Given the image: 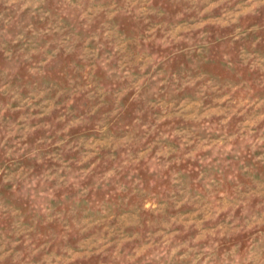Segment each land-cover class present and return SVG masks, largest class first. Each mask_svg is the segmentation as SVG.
I'll return each instance as SVG.
<instances>
[{
    "label": "rangeland",
    "instance_id": "374dc122",
    "mask_svg": "<svg viewBox=\"0 0 264 264\" xmlns=\"http://www.w3.org/2000/svg\"><path fill=\"white\" fill-rule=\"evenodd\" d=\"M33 2L0 3V140L16 150H0V247L10 253L0 264H121L117 251L190 247L195 235L179 237L199 235L209 215L264 218V146L239 155L222 147L264 130V7L237 32L195 29L221 9L198 17L191 0ZM180 26L192 31L174 42L168 32ZM205 141L189 158L186 147ZM141 151L166 152L169 167L123 163ZM21 172L34 190L3 183ZM257 229L264 223L248 231ZM186 251L165 264H192L191 254L180 259ZM149 253L136 264H158Z\"/></svg>",
    "mask_w": 264,
    "mask_h": 264
},
{
    "label": "clouds",
    "instance_id": "9594fccd",
    "mask_svg": "<svg viewBox=\"0 0 264 264\" xmlns=\"http://www.w3.org/2000/svg\"><path fill=\"white\" fill-rule=\"evenodd\" d=\"M36 3L41 2V0H35ZM70 2V0H69ZM0 3H5L6 7L11 8L13 5L24 8L30 5L34 6L33 0H0ZM131 3V0H129ZM192 6L197 10L198 17H204L206 13H211L213 9H221V13L218 19H197L193 21V26L195 29H202L206 25L216 24V25H236V31H240L241 18L247 16L248 14H256V10L264 7V0H191ZM206 5L204 10L201 12L199 8ZM183 13L177 14V21L182 17ZM192 27H173L168 36L172 38L174 42H180L185 40L184 36H181V32H191ZM203 35V34H202ZM191 43V38L187 40ZM115 75V71L112 72ZM257 119H264V116H260ZM255 122V121H253ZM79 123V121H77ZM259 135L251 130L248 131L246 136L231 137L229 140L227 137L223 140V150L225 152H232L239 155L244 151L246 147H250L253 151L257 148L264 146V130H258ZM0 134H3L0 130ZM12 135L11 132L6 134L7 137ZM239 139V144L233 143ZM6 140H0V150L4 151V156L6 158L13 157L15 154V149L9 147L5 148ZM205 143H210V141H205L200 144V148L196 151H192L190 148L186 147V151H189V158H194L198 154L202 155L200 149H203ZM35 155V153H33ZM166 152L156 153V159H153L149 153L141 151L140 161H135L134 157L128 155L125 152V159L123 163L129 165L133 162L139 164L141 161L146 162V167H150L153 174L158 173L163 169L169 167V161L167 159L161 160L160 157L166 156ZM219 155V152L217 153ZM183 156V153H181ZM43 165H47V161H41ZM83 163V161H81ZM0 174H3V169H0ZM116 170L104 171V178L106 180L115 179ZM37 176L39 173L36 174ZM83 175H87L86 173ZM45 180L51 179L47 172L45 173ZM58 178V177H57ZM83 178V176H81ZM23 182L24 191L34 190L37 184V180H29L24 176L23 172L16 174H9L3 177V183H13ZM137 183H140L138 180ZM15 191L16 188L14 187ZM151 199V198H150ZM171 206V205H170ZM152 211H155L158 216L156 219H166L167 213L165 209L156 204L155 206L150 205ZM228 211H231L230 209ZM173 221L172 224H175ZM264 223V218L259 216L248 215L237 217L235 215L231 216V219L225 223L224 217L220 216L216 218L213 215L208 216L207 222H205L200 229V234L188 233L180 236L181 240L189 239L190 235H195V241L189 240L188 244H183L175 247L171 250L172 255L180 251L181 248L187 249L185 254L180 257V259H187L189 254H191L194 259L192 264H264V230L257 229L256 235H253L248 229L253 228L256 224ZM172 224H166L164 227L172 228ZM207 229V230H206ZM145 230H155V229H145ZM245 234H247V247H244ZM149 249L151 252L149 253ZM68 252L69 257H82L81 252H72L70 249H65ZM145 253H149L146 259L157 261L158 264H165V261H170L172 255H169V250L167 248H160L159 245L153 247L151 244H146L143 249L137 251H127L120 253L117 251L116 258L121 262V264H136L139 257L145 256ZM10 253L4 252L3 247H0V261L5 260ZM87 255V253H83ZM70 264V261H69Z\"/></svg>",
    "mask_w": 264,
    "mask_h": 264
}]
</instances>
